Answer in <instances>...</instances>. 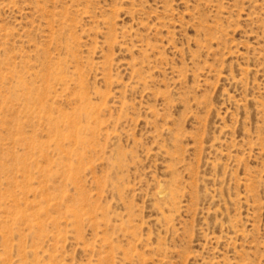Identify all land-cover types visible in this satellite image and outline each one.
Masks as SVG:
<instances>
[{
  "label": "rangeland",
  "instance_id": "rangeland-1",
  "mask_svg": "<svg viewBox=\"0 0 264 264\" xmlns=\"http://www.w3.org/2000/svg\"><path fill=\"white\" fill-rule=\"evenodd\" d=\"M0 264H264V0H0Z\"/></svg>",
  "mask_w": 264,
  "mask_h": 264
}]
</instances>
